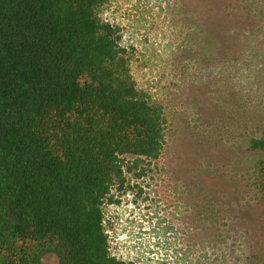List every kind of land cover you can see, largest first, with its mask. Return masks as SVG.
I'll list each match as a JSON object with an SVG mask.
<instances>
[{"label": "rangeland", "instance_id": "1", "mask_svg": "<svg viewBox=\"0 0 264 264\" xmlns=\"http://www.w3.org/2000/svg\"><path fill=\"white\" fill-rule=\"evenodd\" d=\"M97 15L118 30L136 89L165 118L157 158L120 157L103 205L110 253L134 264H264L253 250L264 247V200L246 172L251 140L264 139V0H109ZM41 262L58 264L52 253Z\"/></svg>", "mask_w": 264, "mask_h": 264}, {"label": "trees", "instance_id": "2", "mask_svg": "<svg viewBox=\"0 0 264 264\" xmlns=\"http://www.w3.org/2000/svg\"><path fill=\"white\" fill-rule=\"evenodd\" d=\"M108 1L0 0V264H134L110 253L103 205L121 156L158 157L165 118L97 15ZM249 150L264 200V139Z\"/></svg>", "mask_w": 264, "mask_h": 264}]
</instances>
